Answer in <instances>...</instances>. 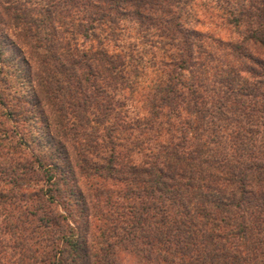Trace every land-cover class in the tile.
<instances>
[{
	"label": "trees",
	"instance_id": "obj_1",
	"mask_svg": "<svg viewBox=\"0 0 264 264\" xmlns=\"http://www.w3.org/2000/svg\"><path fill=\"white\" fill-rule=\"evenodd\" d=\"M195 1L0 0V264H264V0Z\"/></svg>",
	"mask_w": 264,
	"mask_h": 264
},
{
	"label": "rangeland",
	"instance_id": "obj_2",
	"mask_svg": "<svg viewBox=\"0 0 264 264\" xmlns=\"http://www.w3.org/2000/svg\"><path fill=\"white\" fill-rule=\"evenodd\" d=\"M216 0H196L194 4H197L198 7H196V9H193V5H191V12L190 14L192 15V17H194V19H200V22L202 23L201 25L199 24L198 29L202 32H206V33H211L217 37H219L222 40H240L241 36H242V32L244 30V27H240V28H235L232 27V25L230 24H226L224 17L222 15V10L224 8H243L245 7V5H247L246 1L247 0H241L240 2L238 0H220V13L217 11H215V13L213 15H209V12L211 11V9L209 7H213L212 10H215V5H217V3H215ZM202 4V5H200ZM219 5V4H218ZM190 6V5H189ZM221 6H224L223 8ZM212 13V12H211ZM216 15V16H215ZM220 17V18H219ZM127 27H126V31H125V35L123 36V41L124 44H126L127 42H132L135 43V41L138 40V36L136 35L135 29H133L132 27H130V25L128 23H126ZM129 26V27H128ZM141 44V43H140ZM142 45V44H141ZM151 48L148 44L145 45V47ZM3 74L6 75L5 73H8V81L10 83H12V89L11 92L13 93L14 91H19L20 93V84L15 80V74L14 72L10 71V69L8 68H3L2 70ZM1 72V73H2ZM1 89L2 86H1ZM3 94L8 95V90H3ZM10 97V95H8ZM0 119L3 121V119L5 120V118L0 117ZM14 124H12L11 122H7L4 121L3 123H0V128H2L3 130L6 128V135H10L11 131H12V127ZM21 128V126H20ZM22 131V128H21ZM2 135V132L0 131V137ZM25 137H29L30 134L28 131H26L25 129ZM9 141V139H8ZM7 141L5 140L4 143H2V145L0 146V148L2 149V147H5ZM6 149V147H5ZM5 149H2L1 151L4 152ZM3 159V158H2ZM110 184H108L106 187L109 189H114V186H112V182H109ZM113 197H115V194H113ZM1 221V218H0ZM119 264H151L150 262H146V260H144L143 257L140 256L137 257L135 254H122L121 258H119ZM152 264H154L152 262Z\"/></svg>",
	"mask_w": 264,
	"mask_h": 264
}]
</instances>
